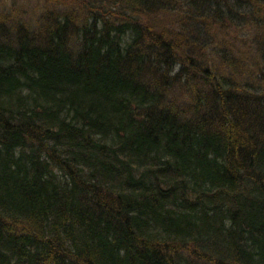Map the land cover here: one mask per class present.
Masks as SVG:
<instances>
[{
	"label": "trees",
	"instance_id": "trees-1",
	"mask_svg": "<svg viewBox=\"0 0 264 264\" xmlns=\"http://www.w3.org/2000/svg\"><path fill=\"white\" fill-rule=\"evenodd\" d=\"M48 1L0 12V264H264V0Z\"/></svg>",
	"mask_w": 264,
	"mask_h": 264
},
{
	"label": "rangeland",
	"instance_id": "rangeland-1",
	"mask_svg": "<svg viewBox=\"0 0 264 264\" xmlns=\"http://www.w3.org/2000/svg\"><path fill=\"white\" fill-rule=\"evenodd\" d=\"M53 5L48 0H0V12H7L11 15L17 14L20 19L34 28L41 10L44 7L52 9ZM56 9L60 10L59 5L56 6ZM179 100L181 101V99Z\"/></svg>",
	"mask_w": 264,
	"mask_h": 264
}]
</instances>
